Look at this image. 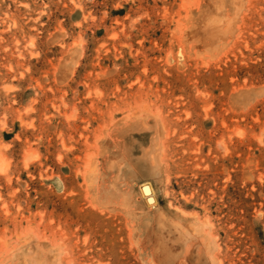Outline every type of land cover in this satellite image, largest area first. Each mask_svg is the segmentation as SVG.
Wrapping results in <instances>:
<instances>
[{"label":"rangeland","instance_id":"rangeland-1","mask_svg":"<svg viewBox=\"0 0 264 264\" xmlns=\"http://www.w3.org/2000/svg\"><path fill=\"white\" fill-rule=\"evenodd\" d=\"M0 264H264V0H0Z\"/></svg>","mask_w":264,"mask_h":264},{"label":"bare ground","instance_id":"bare-ground-1","mask_svg":"<svg viewBox=\"0 0 264 264\" xmlns=\"http://www.w3.org/2000/svg\"><path fill=\"white\" fill-rule=\"evenodd\" d=\"M214 17H215V15H213V17H212V19H214ZM203 24L205 23L204 21L202 22ZM218 32L216 31V34H217Z\"/></svg>","mask_w":264,"mask_h":264}]
</instances>
